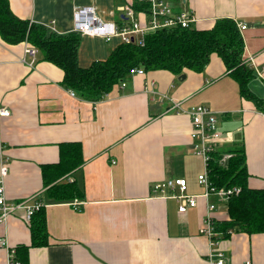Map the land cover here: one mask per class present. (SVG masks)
<instances>
[{
    "label": "crops",
    "instance_id": "obj_1",
    "mask_svg": "<svg viewBox=\"0 0 264 264\" xmlns=\"http://www.w3.org/2000/svg\"><path fill=\"white\" fill-rule=\"evenodd\" d=\"M163 1L175 13L192 12L195 29L210 30L218 20L233 19L245 41V62L260 73L251 90L264 97V0ZM142 3L147 2L10 0L19 18L62 35L77 32L75 12L82 7H94L103 22L118 27L130 23L125 8L131 7L145 25L150 12L135 9ZM242 25L247 28L241 30ZM81 36L78 63L84 69L106 60L123 43L117 35L110 41ZM27 45H10L0 37V100L11 109L9 117L0 119V158L8 161L9 202L40 201L50 237L47 246L30 247L31 223L24 211L10 215L0 224V238L9 245L0 248V264H7L9 249L17 258L21 246L29 247L22 264H213L215 250L224 252L227 264H264V233L235 230L217 247L201 234L208 217L229 219L227 202L217 195L200 197L197 207L183 214L177 199L156 195L152 188L183 178L188 195L205 193L199 176L206 165L195 154L188 114L204 105L217 114L224 133L218 147L244 146L248 184L264 189V113L241 98L221 57L213 54L199 73L130 74L125 87L115 85L101 101L92 102L71 96L63 70L45 61L40 51L33 67L21 62ZM68 142L81 143L84 164L61 180L77 183L84 199L57 202L48 196L42 169L59 162L60 144ZM210 204L215 205L211 212Z\"/></svg>",
    "mask_w": 264,
    "mask_h": 264
},
{
    "label": "trees",
    "instance_id": "obj_2",
    "mask_svg": "<svg viewBox=\"0 0 264 264\" xmlns=\"http://www.w3.org/2000/svg\"><path fill=\"white\" fill-rule=\"evenodd\" d=\"M137 11L150 12L149 3L135 4ZM0 37L8 44L28 42L43 55V59L60 67L64 72L63 85L77 92L84 100L101 101L113 91L115 85L125 82L134 69L164 70L182 75L185 70L202 72L213 54L223 60L226 70L240 86L241 98L253 103L257 111L264 113V97L257 96L250 83L257 78L255 71L244 58L245 41L236 22L231 18L218 20L212 29L201 30L181 27L159 29L145 36L144 44L122 43L106 60L82 68L78 63L81 34L62 35L43 25L19 18L11 8L10 0H0ZM60 160L43 167V178L48 196L57 202L84 199V193L75 182L61 179L84 164L80 142L60 144ZM225 155L231 156L223 162ZM208 163L210 185L219 190L240 189L227 202L229 219L213 226L216 240L226 238L232 231L248 234L264 233V189L251 188L248 184L247 155L244 146L231 149L217 147ZM32 244L42 247L49 244L44 206L31 219ZM27 246L17 249L19 261H25Z\"/></svg>",
    "mask_w": 264,
    "mask_h": 264
},
{
    "label": "built area",
    "instance_id": "obj_3",
    "mask_svg": "<svg viewBox=\"0 0 264 264\" xmlns=\"http://www.w3.org/2000/svg\"><path fill=\"white\" fill-rule=\"evenodd\" d=\"M150 5L149 19L145 25H142L136 12L131 7L125 8V17L129 19L130 23L123 27H118L114 23L107 24L103 22L96 14L94 7H82L75 12V30L80 34H88L93 36H102L107 41L112 40L114 36H120L123 43L137 42V44H144L145 36L148 33L155 32L159 29H169L172 27L190 28L196 21L195 15L190 11H183L175 13L171 4L164 2L163 0H146ZM241 30L247 27L240 26ZM25 55L21 62L34 66L36 56L39 52L36 48L27 45L24 49ZM27 56L31 57V60L27 62ZM258 75L260 73L256 71ZM130 74L145 75V70L134 69ZM122 87L126 86L123 82L120 84ZM71 96H78L74 90L69 91ZM179 107L180 104L176 103ZM188 114L192 119V139L194 143L195 154L202 158L206 165V172L199 176V183L206 187V191L203 195H188V184L183 178L168 179L161 183L153 185V192L156 195L164 196L166 198L177 199L179 201V212L186 213L189 209L197 207L199 198L208 197L210 194H215L218 198L228 202L229 198L234 194H239L240 189H225L221 188L216 190L213 188L208 179L207 166L211 160V154L214 153L218 145L223 141V132L219 127V119L216 113L212 112L204 105L196 106L188 111ZM11 115V109L4 105L0 100V119L2 117H9ZM231 156L225 155L223 162L229 159ZM1 178H0V224H6L10 215L24 211V219L26 222L31 223V219L34 214L43 208V204L34 200H24L19 203H10L6 194L5 177L8 173V161L3 157L0 158ZM209 211L215 209V205L210 204L208 206ZM213 218L208 217L204 221V225L201 228V234L207 235L211 240L214 247L219 245V240H216L217 233L213 226ZM0 248H9L6 238H0ZM7 264H22L16 258V251L9 249ZM214 258L213 264H227V258L222 250H215L212 255Z\"/></svg>",
    "mask_w": 264,
    "mask_h": 264
},
{
    "label": "water",
    "instance_id": "obj_4",
    "mask_svg": "<svg viewBox=\"0 0 264 264\" xmlns=\"http://www.w3.org/2000/svg\"><path fill=\"white\" fill-rule=\"evenodd\" d=\"M185 76L183 75L182 78H184Z\"/></svg>",
    "mask_w": 264,
    "mask_h": 264
}]
</instances>
